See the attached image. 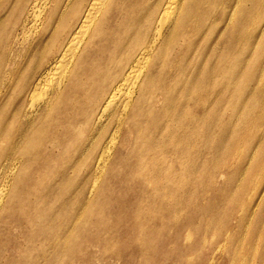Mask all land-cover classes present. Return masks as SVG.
Masks as SVG:
<instances>
[{
	"label": "rangeland",
	"instance_id": "374dc122",
	"mask_svg": "<svg viewBox=\"0 0 264 264\" xmlns=\"http://www.w3.org/2000/svg\"><path fill=\"white\" fill-rule=\"evenodd\" d=\"M31 1L0 0V166L17 128L14 123L5 133L11 114L18 105L28 108L30 82L57 53L81 0H42L39 20L22 24ZM154 1L118 0L108 40L96 42L70 80V94L58 101L60 121L49 128L50 142L33 150L40 152L36 160H12L10 177L9 164L7 175L0 174V187L7 184L0 264H245L230 256L235 247L246 252L239 243L248 238V216L259 214L256 203L264 196V94L260 86L246 89L256 82L258 63L246 64L235 83L227 68L241 65L227 61L223 44L206 62L199 51L209 42L183 48L177 38L155 60L160 68L157 80L143 88L145 101L133 100L120 117L122 96L106 111L102 130L86 123L104 104L126 52L150 37L152 22L139 34L130 26L154 12ZM56 10L62 14L49 25ZM213 61L218 72L209 68ZM110 132L115 142L106 161H98Z\"/></svg>",
	"mask_w": 264,
	"mask_h": 264
},
{
	"label": "bare ground",
	"instance_id": "6f19581e",
	"mask_svg": "<svg viewBox=\"0 0 264 264\" xmlns=\"http://www.w3.org/2000/svg\"><path fill=\"white\" fill-rule=\"evenodd\" d=\"M41 1L42 0H32L28 6L25 7L24 10L26 13L22 24H25L26 21L30 19V17H35L37 20H39L38 18L42 12V9L39 5ZM67 1L75 2L76 0ZM117 2L118 0L80 1L78 10L75 14V20L70 24L67 35L63 38L61 45L57 47V53L53 56L48 67L45 69L43 68L44 70H42V72L30 82L27 91V93H29L28 95H30V100L27 98L30 103L29 101H26L29 104L28 108H25L23 105H18L15 108V111L11 114V121L5 127V129H7L5 130V133L11 130V127L14 126V123H17V128L15 129L14 134L12 133L11 136V151L9 150L10 153L5 155L6 157L1 160L0 174L4 172L7 175L8 173V176L10 177L11 167L9 163L12 160H19L23 157H27L28 160H33L34 158L36 160V158L39 157L40 152L33 150L50 142L49 128L52 125H57L60 121L57 116L58 101L64 96V94H70L72 86H70L69 82L72 80V78L78 77L80 68L84 66L85 63H87L91 49L97 46L96 42L100 40H108L109 32L107 31H111V28L108 26V22L111 19ZM152 5L153 6L151 7L154 8V12L146 11L139 17V20L135 24L130 26V28L133 30V33L139 34L146 28L147 22H152L153 27L150 37L147 38L146 44L141 46L135 52L133 50L126 52L124 56V63L118 69V76L110 84V91L106 100H104V104H102L99 112L87 115V124L91 122L93 123V128L97 129L98 127L99 131L102 130L105 124L104 122L107 121V116L104 117L106 115V111L115 102H117V100L121 99L122 96L126 97L122 103L123 105H120L122 107V112H118L120 117L132 106L134 103L133 100H135L136 103L145 101V92L143 88L149 84L152 85V82L157 80V76L154 74V72L156 73L157 68L155 60L157 61L158 59H162L163 55L165 54L164 48H166L177 38H181L180 40L185 41L182 46L183 48L186 45L189 46L190 44H195L196 46L203 45L205 47V42H209V49L203 47L204 49L201 48L202 50L199 51V58L205 60L206 62L209 60L212 62V60L215 58L216 49L219 48L221 44H223L228 50V55L226 56L227 61L230 62L231 60L235 65H241V68H239L240 70H235V68H231L230 66L227 68L229 75L232 77L234 76L235 83L241 80L240 78L242 77V73H244V70L242 69L246 68V64L251 61L253 64L258 63L257 79L255 78L256 82L253 80L252 82L247 83L246 89L248 93H251L260 86V89H258L261 95L264 94V82H262L264 77V0H155ZM127 7H129V5ZM60 14H62V12L60 11L59 13L58 10L51 12L50 16L46 19V23H49L50 25V23L54 22V18ZM122 24H124L123 21ZM157 42H160V46L153 57L151 52L154 50ZM127 44V46L131 44V38ZM172 53L174 54V51H172ZM159 68L157 69L159 70ZM209 68L211 72H218V68H220V66H218L217 63L213 61V64H211ZM166 75L168 74L166 73ZM165 79H167L166 76ZM229 86H231V84ZM257 95L259 96V93H257ZM259 101L262 100L259 98ZM26 102L25 105L27 106ZM139 109L138 111H143L142 109ZM162 111H164V109ZM203 113L205 114V111ZM161 114L164 116V113ZM120 117L117 118L120 119ZM175 117L177 118V116H174V118ZM263 129H261V131ZM113 130L114 132L117 131H115V129ZM91 131L88 133H91ZM156 133L153 134L156 135ZM259 136L263 137L261 132ZM88 138L89 137L87 136V140ZM115 139V133H112L105 146L103 147L102 145L103 148L100 154H98V161H106L105 157L111 149V146L114 144ZM23 142L25 145L19 150V156L14 157L13 154L15 153L16 147H18ZM8 164L10 167V172L8 171L6 173V167ZM6 188L7 184H3L0 187V204L4 199ZM263 195L264 189L262 190L260 197ZM250 197L251 196H249V199ZM252 201H254V199H252ZM256 206L259 209V214L255 215L250 213L248 216L249 224L246 227V237L248 238H246L244 242L240 241L239 243L240 249L242 246L246 248V252L242 254L241 251L235 247L232 250L230 256L232 260L238 259L239 262L241 261L245 264H264V196L261 202L256 203ZM245 242H247V244H245Z\"/></svg>",
	"mask_w": 264,
	"mask_h": 264
}]
</instances>
